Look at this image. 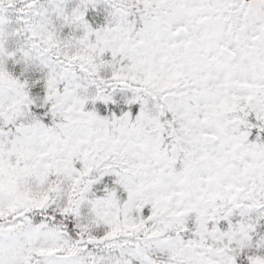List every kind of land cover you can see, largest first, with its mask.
<instances>
[{"label": "snow or ice", "instance_id": "obj_1", "mask_svg": "<svg viewBox=\"0 0 264 264\" xmlns=\"http://www.w3.org/2000/svg\"><path fill=\"white\" fill-rule=\"evenodd\" d=\"M0 264H264V0H0Z\"/></svg>", "mask_w": 264, "mask_h": 264}]
</instances>
